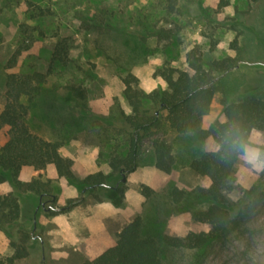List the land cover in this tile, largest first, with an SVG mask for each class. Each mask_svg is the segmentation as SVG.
Masks as SVG:
<instances>
[{"label":"rangeland","instance_id":"obj_1","mask_svg":"<svg viewBox=\"0 0 264 264\" xmlns=\"http://www.w3.org/2000/svg\"><path fill=\"white\" fill-rule=\"evenodd\" d=\"M23 24L37 40L20 58L18 70L47 72L58 39L71 42L70 62L47 80L29 122L46 139L62 142L61 153L73 164V179L61 178L53 166L42 171L25 167L19 179L50 182L56 210L69 200L84 201L69 212L52 215L51 197L0 185L2 194L15 193L21 213L11 230H0V255L13 252L11 243L21 229L32 231L34 240L29 257L17 264H82L114 246V234L136 218L142 220L144 234L157 240L209 231L210 226L197 223L193 214L206 208L196 189L209 187L210 181L193 172L190 164L217 145L163 125L158 137L170 144L174 159L169 175L157 169L149 141L136 171H114L112 160L128 152L123 114L131 113L116 82L125 89L121 77L132 74L144 92L165 88L154 75L156 69L169 61L190 71L186 54L196 46L209 58H234L237 67L224 76L207 124L224 121L222 99L231 102L264 93V0H0V107L5 100V66L23 39ZM72 84L87 91L91 114L73 111L74 104L63 100ZM94 115L110 119L112 127ZM7 132L0 131V147L8 140ZM99 173L105 176L102 185L84 183ZM232 185L228 198L230 214L236 217L264 193L263 132L252 133L236 163ZM174 188L184 193L180 202L173 198ZM246 216L245 235L235 233L215 246L207 264H264V197ZM190 256L167 250L165 264H187Z\"/></svg>","mask_w":264,"mask_h":264},{"label":"trees","instance_id":"obj_2","mask_svg":"<svg viewBox=\"0 0 264 264\" xmlns=\"http://www.w3.org/2000/svg\"><path fill=\"white\" fill-rule=\"evenodd\" d=\"M25 27L23 24L22 41L5 66V100L0 107V131L8 129V140L0 147V185L9 183L19 192L51 197L50 201L54 203L51 214L58 215L81 205L83 197L69 200L56 210L57 198L50 182L38 179L22 182L19 176L25 167L42 171L53 166L61 178L73 179V164L62 155V142L46 139L29 122L31 109L47 80L70 62L71 42L67 38L58 39L47 72L18 70L20 58L37 40L34 32ZM214 46L210 51L214 50ZM186 63L190 71L175 68L169 61L160 65L154 75L160 77L166 86L150 92L137 88L138 80L132 74L121 77L125 85L123 96L131 107L130 114H123L128 126V152L124 158H114L111 167L114 171L120 167L127 174L136 171L145 142L149 141L154 150L157 169L169 175L173 170L174 159L170 144L158 137L163 125L177 134H194L201 142L212 140L217 149L203 151L190 164L193 172L210 181L209 187L196 189L199 200L206 203V208L193 214L197 223L209 225L210 230L191 232L183 238L165 236L157 240L144 234L142 220L136 218L114 234V246L82 264H165L167 250L190 253L187 264H207L215 246L227 242L235 233L237 236L245 235L243 221L264 197V193L251 201L236 217L230 214L232 203L228 194L233 189L232 176L236 163L249 146L252 133H264V93L231 102L222 99L225 120L207 124L215 96L221 91L222 80L237 67V62L231 57L209 58L201 47L196 46L187 52ZM67 89L63 100L74 104L72 110L83 115L91 114L87 91L79 84H72ZM94 116L112 127L110 119ZM104 179L105 176L99 173L89 176L84 183L98 187ZM172 195L176 202H180L184 193L174 188ZM20 215V204L15 193L0 192V230H11L19 222ZM33 240L32 231L21 229L19 237L11 243L13 252L0 255V264H17L28 258Z\"/></svg>","mask_w":264,"mask_h":264},{"label":"crops","instance_id":"obj_3","mask_svg":"<svg viewBox=\"0 0 264 264\" xmlns=\"http://www.w3.org/2000/svg\"><path fill=\"white\" fill-rule=\"evenodd\" d=\"M116 86H117V89L119 90V91H124V88H123V86L122 85H119L117 82H116Z\"/></svg>","mask_w":264,"mask_h":264}]
</instances>
